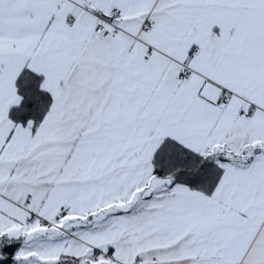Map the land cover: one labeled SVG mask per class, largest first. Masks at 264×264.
<instances>
[{
  "label": "snow or ice",
  "instance_id": "1",
  "mask_svg": "<svg viewBox=\"0 0 264 264\" xmlns=\"http://www.w3.org/2000/svg\"><path fill=\"white\" fill-rule=\"evenodd\" d=\"M0 264H264V0H0Z\"/></svg>",
  "mask_w": 264,
  "mask_h": 264
}]
</instances>
